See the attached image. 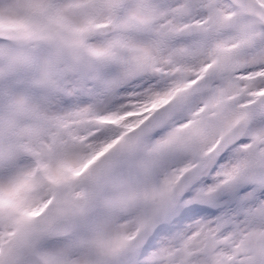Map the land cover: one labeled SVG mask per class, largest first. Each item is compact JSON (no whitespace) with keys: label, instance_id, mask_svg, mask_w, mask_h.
Wrapping results in <instances>:
<instances>
[{"label":"snow or ice","instance_id":"6c2138e0","mask_svg":"<svg viewBox=\"0 0 264 264\" xmlns=\"http://www.w3.org/2000/svg\"><path fill=\"white\" fill-rule=\"evenodd\" d=\"M0 264H264V0H0Z\"/></svg>","mask_w":264,"mask_h":264}]
</instances>
